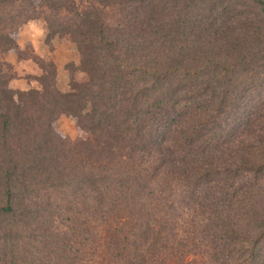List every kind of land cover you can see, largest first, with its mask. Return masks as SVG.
<instances>
[{"label":"trees","instance_id":"16d2710c","mask_svg":"<svg viewBox=\"0 0 264 264\" xmlns=\"http://www.w3.org/2000/svg\"><path fill=\"white\" fill-rule=\"evenodd\" d=\"M39 4L0 0L3 50L16 49L15 30ZM49 5L61 8L54 33L77 44L85 77L66 91L49 77L42 90L7 89L0 264H264V0H211L198 27L211 52L192 49V66L184 40L179 58L146 53L172 44L182 26L160 19L150 0ZM193 75L208 80L184 87ZM242 97L251 106L229 126V101ZM62 114L87 141L59 137ZM68 191L85 192L62 205L57 193Z\"/></svg>","mask_w":264,"mask_h":264},{"label":"rangeland","instance_id":"374dc122","mask_svg":"<svg viewBox=\"0 0 264 264\" xmlns=\"http://www.w3.org/2000/svg\"><path fill=\"white\" fill-rule=\"evenodd\" d=\"M42 4H39L40 13L37 18L24 23L16 31L17 44H15V50L6 52L0 47V106L1 110H5L7 104L10 103V94L7 91H26L31 88H38L42 90L44 77H49L51 83L66 91L73 77L83 80L85 75L79 71L80 64V52L77 44L73 41L70 36L59 35L54 33L52 24L55 21L61 20V8L56 9L50 7L51 0H41ZM59 1V0H55ZM44 2H46L44 4ZM149 3V1H148ZM211 0H195L194 4L191 0H150L151 7L157 12L160 19H165L166 22L171 20L179 21L182 26L177 27V33L172 39V44L164 45L163 47H153L152 50L146 51V53L153 54L154 56L165 57L168 54L170 57L175 56L179 58L182 51L180 48L181 41L184 40V55L183 61L190 62L189 53H192V49L196 50L194 54L198 57L202 53L204 56L205 52L202 46H199L202 42L201 35L199 34V25L206 26L200 23L199 15L202 9H205L210 5ZM217 3V2H215ZM213 4V3H212ZM217 5V4H216ZM118 12L115 8L111 10V17H117ZM51 26V27H48ZM202 27V26H201ZM210 39L213 40L214 34L212 32L209 35ZM219 43V42H218ZM218 43L216 46H218ZM197 46V47H195ZM6 48V47H5ZM200 50L202 53H200ZM224 51V48H222ZM204 58V57H203ZM209 59H202V67L199 70H205L204 65ZM135 61V60H134ZM192 66L191 62L187 63ZM200 64V63H198ZM173 63L172 67H174ZM210 66V61H208ZM164 67V66H163ZM55 69V78H52V72ZM57 74V76H56ZM136 74V73H135ZM47 75V76H46ZM202 76L196 80L197 76H189L182 83L187 84L184 87H193L194 83L198 81L201 85L206 83L208 80ZM149 77L150 83L153 82L151 76ZM181 81H178V83ZM11 89V90H7ZM245 100V101H244ZM231 110L229 126H232L244 119L247 114L248 108L251 106V99L249 97H242L241 99L233 98L229 101ZM54 129L63 140H69L71 142L85 140L87 141L89 133L83 129L75 116L62 114L54 122ZM18 129L13 128L9 134L15 133ZM261 130V132H263ZM1 142V141H0ZM19 139H14L12 145L16 146ZM0 143V204L4 202V191L6 185V177L4 176L5 171L9 169L11 162L8 155L5 153L4 148ZM22 162H25L23 156L19 157ZM88 158L84 159V163ZM15 163H20L19 161ZM71 194V191H68ZM85 191L79 192L77 195L71 194L65 196L64 194L57 193L62 202V205L69 204L67 199L70 201L79 200V198ZM17 197L22 196L18 192H15ZM63 197L66 199L62 200ZM72 212V211H71ZM69 213L73 216V213ZM66 211L62 213L65 216ZM83 216V215H82ZM200 264V263H198Z\"/></svg>","mask_w":264,"mask_h":264}]
</instances>
